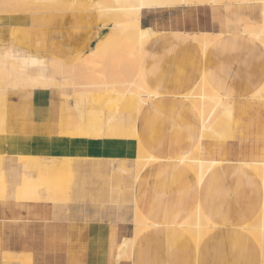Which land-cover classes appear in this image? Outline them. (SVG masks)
I'll use <instances>...</instances> for the list:
<instances>
[{
  "label": "crops",
  "instance_id": "0c3cea01",
  "mask_svg": "<svg viewBox=\"0 0 264 264\" xmlns=\"http://www.w3.org/2000/svg\"><path fill=\"white\" fill-rule=\"evenodd\" d=\"M47 21L46 13L0 14V46L11 44L12 55L0 54L4 68L0 69V91L5 93L3 83L8 78L20 84L0 97V134L49 137L62 133L59 93L28 88L43 78L42 61L29 55V50L14 47L13 42L18 34H28L29 28L38 33ZM140 22L154 31L144 45V76L156 91L152 105L145 103L137 118L135 96L121 95L114 104L99 107L84 106L86 94L77 93L74 106L79 120L69 121L72 116L68 115L64 126L72 122L69 133L74 135L125 139L136 123L144 149L155 159L137 179L133 177L135 167L131 172L122 167L128 160L92 158L98 163L90 169L97 170L108 161L116 176H130L133 214L137 206L149 225L135 238L129 256L117 263V245L123 237L132 236L133 228L105 220L50 219V204L44 202H57L32 187L37 179L58 171L61 156L16 155L21 166L35 168L37 177L32 170L23 172L22 186L29 192L15 190L17 199L31 201L20 202V207L0 203V264H264V242L247 230L264 215V184L244 164L264 160V99L253 95L264 84V48L243 30V26L264 25L259 3L145 10ZM13 25L17 26L10 29ZM193 33L215 35L216 40L203 49L190 38ZM84 41V37L76 38V43ZM13 58L28 59L20 68L10 69ZM202 79L212 90L230 97L232 111L229 127L219 139L207 136L200 140L201 159L217 164L198 185L189 169L180 175H173V170L174 158L194 148L191 132L199 128L193 104L188 105L184 96ZM67 100L62 102L64 109L71 104ZM62 159V168L73 166L68 158ZM3 176L0 168V187L5 183ZM198 215L212 227L196 243L184 225Z\"/></svg>",
  "mask_w": 264,
  "mask_h": 264
},
{
  "label": "rangeland",
  "instance_id": "374dc122",
  "mask_svg": "<svg viewBox=\"0 0 264 264\" xmlns=\"http://www.w3.org/2000/svg\"><path fill=\"white\" fill-rule=\"evenodd\" d=\"M11 1L10 3H12ZM20 1L21 0H19V5ZM95 1L96 0H76L73 3L71 0H67V2L69 3H66V1L63 0L65 4L62 2L56 3L57 6H55L54 4L56 9L52 8L53 6H49L48 9H44L45 13L47 14L48 21L46 23H43L38 33H31V30L29 28L28 34H18L13 39V42L15 44L14 47H18L21 50H29V55L34 58H37V60L42 61L44 65V69L42 71L43 78L41 80L32 82L28 86V88H49L51 90L53 89L59 93L61 99V116L59 119V126L60 128L62 126L63 127L61 128L62 130H60L62 133L59 135L62 136L61 140H63V142L59 145V150L61 151L62 156L57 158V167H59V169L55 172L51 171L52 174L44 175L41 180L37 179L32 189L40 192L42 195L49 194L50 196L54 197V200L57 202V205H53L51 202H44L50 204V219L105 220L114 224H125L131 229L134 227V225L132 224L133 199L131 198L129 188L131 184V177L127 175H123L121 177L116 176L114 171L109 169L111 165L107 163L108 161H106V163L99 164L100 167L97 170L90 169L92 164L98 163L96 160L92 159L93 156L90 154V148L95 142L94 138H90L88 135H73L69 133V131L72 129V126H74L71 123L78 122L79 120L77 117H75L76 112L74 106L77 90H80L83 86H85V84L90 86L92 83V85L96 86L98 83H100L99 80L101 79L103 81L107 80L108 84L110 83V86L105 85V87L102 88H100L101 86H98L99 88L95 86V88L90 86L92 92L86 94L85 98L87 100H85L83 104L84 106L96 105L99 107H105L108 104H114L123 94L121 93L116 95L119 90H116L115 92L113 88L115 87L116 89L118 87L119 82L125 81V79L128 80L127 76L129 75L130 77L132 75V65L134 64L135 58V61H138L137 64L139 65L138 69L139 76L140 78L142 77L141 80H143V82L145 81L144 83L148 85L146 86L149 89L151 87L146 81V76H144V58L146 57L144 53V45L146 40L144 41V44L139 50L138 58H136L135 55L132 56V54L130 53V49L132 47L129 48V40L131 39L128 40V38H123V42L121 40L122 43H120L121 48L119 47V52L116 53L117 55L115 54L116 48H109L107 52L104 53V59L98 58L99 60L97 61L96 59V61H92L93 63L84 62L85 64L88 63L89 65L79 63L78 58L76 59L77 62L71 61L73 58L76 57L75 55L80 53V55H82L84 52H87L98 40V38H100L108 31L107 27L100 26V22L97 20V16H87V14L89 13H94L91 7ZM16 2H18V0ZM78 3H80V5ZM246 3L249 2H245V4ZM14 4V6H17V3ZM239 4H244V2ZM10 5L13 6V4ZM60 5L61 9L67 8V10H60ZM72 5H74V7ZM204 5L236 7L238 3L219 2L216 3V5ZM189 6L197 5L191 4ZM22 7L24 6L20 5L19 8ZM31 15H33V13ZM98 19L100 20L101 18ZM245 27L247 26H243L244 31ZM80 36L84 37L85 41L82 43H76V38ZM124 39L126 40V42L124 41ZM10 45L11 44H9V47L0 46V54L3 53L11 57L12 55L10 52ZM111 49L114 51V54L112 55H110V53L112 52ZM129 53L131 54V56H129ZM80 58L84 60L83 56H80ZM26 59L28 58H13L14 63L12 64V66H10V69L12 67L20 68L22 66V62ZM118 59L120 60V62ZM66 60L71 62H64ZM120 63H124V65H126V68L122 69L123 65H121ZM90 64H92L93 67L92 65L90 66ZM81 65H83L82 68ZM115 65H118V67ZM87 66H89V69L91 70H86V68H88ZM127 68V71H130L129 73H127L126 71ZM0 69L4 68L0 67ZM120 69L121 74L119 75ZM100 71H102V73ZM38 72L39 71L37 70L35 72V75H38ZM79 75L81 76L79 77ZM1 76L2 74H0V77ZM99 77L101 78L98 79ZM119 78L125 79L120 80ZM115 79L119 80H116L117 82L115 81L114 85L113 81ZM83 81H85L86 83ZM80 82H82V84L84 83L83 86ZM200 82L201 81H199L193 87V89ZM76 83L77 85L78 83H80L79 85L81 86H77ZM15 85L18 86L20 84H14L13 82H11V78H8V80L4 81L3 86L5 89V93L0 91V97H2L3 95L6 96L7 89L14 88ZM107 88L112 89V96L110 97H108L110 93L108 92L109 90ZM150 90L153 93H156L152 88ZM66 98L71 101V104L69 108L64 109L62 107V102ZM68 115H70V117L72 116V118L69 120L72 122L67 125V127H65V117H67ZM122 118L126 119V116L122 115ZM91 119H93L94 121L98 120V118L96 117H93ZM83 121L82 126H84L85 122ZM127 121L129 122V120ZM8 153H12V151H7L5 148L0 146V168H2L3 170V179L5 182L4 186L2 185L3 187H0V203L9 205L10 202H13L18 205L17 207H20V202L31 201L28 199H17L15 190L21 188L25 192H29V189L26 190V187L22 186L21 175L25 171L32 170L33 174H35L36 176V172H34L35 168L33 166H21V161H19L17 156ZM17 154H19L20 156L26 155L25 152H18ZM49 156L50 155L48 154V157ZM64 157H71V163L73 164V166H71L70 169H65L61 167L62 163H64L65 161H63V159H60ZM122 167L129 168L131 172L132 170H134L135 165L133 164V162L127 161ZM190 221H188V223H190ZM128 256L129 254H126L124 258ZM24 260L26 261V259Z\"/></svg>",
  "mask_w": 264,
  "mask_h": 264
},
{
  "label": "bare ground",
  "instance_id": "6f19581e",
  "mask_svg": "<svg viewBox=\"0 0 264 264\" xmlns=\"http://www.w3.org/2000/svg\"><path fill=\"white\" fill-rule=\"evenodd\" d=\"M10 1L11 0H0V14H27V15H31L32 13L33 14L45 13L44 9H46V8L48 9L49 6H53L52 8H55V6H57L56 3H58V2H62L65 4V2H63V0H21L20 5H22L24 7L19 8L20 7L19 0H18V2H16L17 0H12L11 1L12 3H10ZM13 1H14V3H17V6L18 5L19 6L18 7L14 6L15 4L13 3ZM65 1H66V3H69V2H67V0H65ZM71 1L74 3V1H76V0H71ZM251 1L259 3L260 11H261L262 15L264 16V0H96L91 7L92 11H94V13L96 14L97 20L100 22V26L107 27L108 31L104 35H102L100 38H98V40L96 41V43L93 45V47L90 50H88L87 52H84L82 55H80L81 53L77 54V55H75L76 57L74 56L75 57V58H73L74 60L73 59L72 60L70 59V60L72 62H74V61L77 62L76 59L78 58L79 63H84V62L90 63L92 61L94 62V60L96 61V59L98 61L99 60L98 58L101 59V58L105 57L104 53H106L109 48H112V49L116 48V50H115V54H116L117 52H119L118 50L121 48L120 43L123 42V38H128V40L131 39V40H129L130 43L128 42L130 44L129 48L132 47L130 49V51H131L130 53L132 54V56L135 55L136 58H138L139 50L141 49V46L144 44V41L147 40L150 36H152L154 34L152 27H146V26L141 25L140 15H141L142 11H145V10L160 9V8H171V7H175V6H187V5H191V4H194V5L215 4L216 5V3H219V2H229V3H238V4L244 2V4H245V2H251ZM9 3L13 4V6L10 5ZM80 3H78V4L80 5ZM54 4H55V6H54ZM67 5H69V4H67ZM74 5H76V4H74ZM74 5H72V6L74 7ZM88 5H91V4H88ZM59 7H60V10H65V9L67 10V8L61 9V5ZM64 7H66V6H64ZM67 7H69V6H67ZM218 9L221 10L219 7H218ZM68 10H70V9H68ZM250 10H252V9H250ZM98 18H101V19L99 20ZM254 25H252V26L249 25V26L245 27V31L248 33V35L249 34L252 35L256 39V41L261 45V47L264 48V25L262 27L258 26V24L257 25L254 24ZM15 26H17V25L11 26L10 29L12 27H15ZM224 26L225 25H223V28H225ZM220 27H222V26L220 25ZM230 28H232V27H230ZM171 33L176 34V32H171ZM207 33H193V34H190L191 37L190 36L189 37L193 40H196L197 41L196 44L199 43L202 48H206L210 41L216 40L215 35H210ZM9 34H10V32H9ZM121 40H122V42H121ZM124 41L126 42L125 39H124ZM125 45H126V43H125ZM122 46H123V44H122ZM187 46H188V44H187ZM126 47H128V46H126ZM112 54H114L113 50L110 53V55H112ZM129 54H127V55H129ZM131 54L129 56H131ZM80 56H83L84 60H82V58H80ZM106 56H107V54H106ZM105 60H106V58H105ZM135 60L136 59L134 58V64L132 65L133 66L132 75L130 77H129V75L128 76L126 75L128 80H126L125 78H121V79H125V81L119 82L118 87L116 86L117 87L116 89L114 87L113 90H115V92H116V90H119V92H117L116 95L122 93L123 95L127 94V95H131V96H135V98L137 100L136 108H137V118H138V116L140 115L142 106L145 103H147L148 101H150V105H152L151 99L154 98V96L156 94L150 90L151 89L150 86H149L150 89L147 87L148 85L144 83L145 81L143 82V80H141L142 77L140 78V76H139V69H138L139 65L137 64L138 61H135ZM67 61L68 60H66L64 62H67ZM71 61H68V62H71ZM119 62H120V60H119ZM88 63H86V64L89 65ZM86 64L84 63V65H86ZM125 64H127V63H125ZM91 65L92 64H90V66ZM121 65H123L122 69L126 68V65H124V63ZM82 66L83 65H81V68H82ZM115 66L118 67V65H115ZM87 67L88 68H86V70L87 69L91 70V69H89V66H87ZM92 67H93V65H92ZM239 67L241 68V66H239ZM128 68L126 69V71L128 70ZM257 69H258V67H257ZM124 71H125V69H124ZM100 72L102 73V71H100ZM129 72L127 71V73H129ZM68 73H70V72H68ZM104 73H105V71H104ZM80 74H81V69H80ZM111 74H109V75H111ZM120 74H121V69L119 71V75ZM72 75H73V72H72ZM80 76L81 75H79V77ZM252 76H253V74H252ZM124 77H125V75H124ZM100 78L101 77H99L98 79H100ZM119 79H115L113 81V84L115 85V81L116 80L118 81ZM100 80H99L100 83L97 82L98 84L96 83L97 84L96 86L92 85V83L90 86L91 87L101 86L100 88H102V87H105V85L110 84V83L108 84L107 80H106L107 83H106V81L101 80V81H103V82H101ZM83 82H85V81H83ZM80 83L82 84V82H80ZM80 83H78V85ZM83 84H82V86H83ZM87 84H89V83H87ZM94 84H95V82H94ZM76 85H77V83H76ZM79 86H81V85H79ZM90 86L85 84V86H83L80 90H77V93L83 94V95L89 94L90 92H92ZM108 90H109L108 92L110 93V95H108V96L110 97V96H112V93H111L112 89L109 88ZM222 95L219 92L212 90L210 88V86L207 84V82L204 79H202L201 82L192 91H190L188 94H186L184 96L185 102L188 103V105L190 103L193 104V107H192L193 111L192 112H193V115L195 116V122L198 125L199 129L196 133L191 132V135H192L191 138L193 140H195V143L193 144V147H194L193 151L191 153H189L187 150H184L180 154L179 157L174 158L175 166H174V170H173L174 171L173 175H176V174L180 175L181 173H184V169L185 170L189 169L191 171V173L193 174V176H195L196 182L199 185L204 174L207 171H209L215 164H217V162H214V161L207 162V161L201 159V157H200V140L207 137V136H213V137L219 139L221 137V133L223 131H226L227 128L229 127L230 118H231V111H232V107H231L232 105L230 104L231 99L229 96H222ZM253 95L258 97V98L264 99V84ZM68 102H69V99L67 100V103ZM182 103H183V101H182ZM178 107H180V106H177V107L172 106L173 109H176ZM73 133H75V132H73ZM59 134H61V133H58L55 136H49V137H43V136L30 137V136L12 135V134H9L8 132H6L4 134H0V146L5 148L7 151H12V153H10V154L15 155V156L18 152L19 153L25 152V154L27 156H38V157H42V158L48 157V154L50 156H62V153L59 150V145L62 144L63 140H61L62 136ZM67 134H69V133H67ZM94 140H95V142L92 145V147L90 148V154L93 156V158H112V159H121V160L133 161V163L135 164V173L133 176L135 178V180L137 179L140 172L145 167H147L151 163V161L155 160L144 149V146L142 145V143L138 137V134H137L136 123H135V126L133 127V130H132L129 138H125V139L94 138ZM17 155H19V154H17ZM26 155H23V156H26ZM71 157L70 158L67 157V158L69 160H72ZM75 157H77V156H75ZM244 164L252 171L253 175L255 176V178L258 179L259 183L261 185L264 184V160H262L260 162H248V163H244ZM180 167H182V168H180ZM173 188H174V186H173ZM173 192H175V191H173ZM52 200H54V199H52ZM134 207L135 208H134V214H133V220H132V224L134 225L133 234L130 237H123L122 240L120 241V243L117 245V249H116V262L117 263L121 259H123L124 256H126V254H130V252L132 250V246H133L134 241H135V238L149 225V223L144 218L145 215L144 216L142 215V213L137 208V206H134ZM198 210H199V207L197 206L196 211H198ZM200 213H202V212H200ZM200 216L201 215H198L197 217L195 216L193 219H191V221L188 220V221H190V223L184 225L186 232H188V234L191 236V238L196 243H198L200 241V239L204 236V234H206L209 231V229L212 227V225L206 224ZM247 230H249L252 233V235L260 241V243H263L264 242V215H262L260 217V219L257 223L250 225ZM116 262H115V264H116Z\"/></svg>",
  "mask_w": 264,
  "mask_h": 264
}]
</instances>
